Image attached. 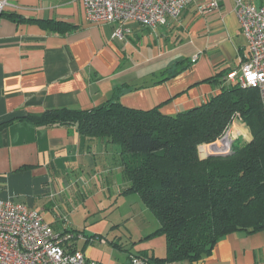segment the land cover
Returning a JSON list of instances; mask_svg holds the SVG:
<instances>
[{
	"label": "crops",
	"instance_id": "obj_1",
	"mask_svg": "<svg viewBox=\"0 0 264 264\" xmlns=\"http://www.w3.org/2000/svg\"><path fill=\"white\" fill-rule=\"evenodd\" d=\"M9 1L5 12L24 21L0 17V127L14 121L0 128V200L37 211L58 233L81 234L71 251L99 264H130L128 249L163 258L164 237L143 241L158 222L139 219L149 209L138 195L124 194L129 183L119 148L89 142L73 127L39 128L19 119L53 109L92 110L115 96L127 108L161 106L169 116L205 104L231 85L225 78L219 79L224 84L205 81L239 69L249 56L235 13L240 0H217L219 9L205 15L197 7L211 0H197L155 29L129 22L124 40L113 38L118 25L88 22L80 0ZM29 20L76 29L53 33ZM133 35L140 46L129 52L125 41ZM243 125L235 126V142L245 144L252 135ZM158 264H264V230L230 234L199 262Z\"/></svg>",
	"mask_w": 264,
	"mask_h": 264
},
{
	"label": "trees",
	"instance_id": "obj_2",
	"mask_svg": "<svg viewBox=\"0 0 264 264\" xmlns=\"http://www.w3.org/2000/svg\"><path fill=\"white\" fill-rule=\"evenodd\" d=\"M0 17L24 21L15 13L2 12ZM29 21L53 33L76 29L62 21ZM228 73L205 82L224 84L219 79ZM118 99L115 96L92 110L53 109L19 120L39 128L73 127L89 142L119 148L122 175L129 183L124 194L138 195L159 223L143 241L166 239L163 258L133 255L128 249L131 257L147 264L195 263L209 257L230 234L264 230V111L258 90L227 85L205 104L173 116L163 114L161 106L136 110ZM237 116L252 140L225 157L201 158L199 147L221 140Z\"/></svg>",
	"mask_w": 264,
	"mask_h": 264
},
{
	"label": "built area",
	"instance_id": "obj_3",
	"mask_svg": "<svg viewBox=\"0 0 264 264\" xmlns=\"http://www.w3.org/2000/svg\"><path fill=\"white\" fill-rule=\"evenodd\" d=\"M86 18L91 24L118 25L113 38L124 40L130 33L125 28L134 22L147 29L166 25L180 18L184 10L197 0H80ZM11 6L9 0H0V14ZM220 7L217 0L198 5L201 15L212 13ZM242 33L248 43V58L239 69L227 74L226 82L243 89H256L260 93L264 111V5L257 7L238 1L235 8ZM198 58L192 62L195 63ZM236 117L229 132L210 145L199 147L201 158L215 154L229 155L238 137L233 128L242 121ZM82 236L75 232H56L44 218L25 205L0 200V264H99L84 253L71 251V245ZM130 264H147L139 258H131Z\"/></svg>",
	"mask_w": 264,
	"mask_h": 264
},
{
	"label": "rangeland",
	"instance_id": "obj_4",
	"mask_svg": "<svg viewBox=\"0 0 264 264\" xmlns=\"http://www.w3.org/2000/svg\"><path fill=\"white\" fill-rule=\"evenodd\" d=\"M132 24H137V23H132ZM141 26V25H140ZM140 41V40H139ZM138 40H137V38L133 35V36H129L128 38H127V40L125 41L126 43H128V50H129V52L130 51H133V52H136V50L138 49V47L140 46V44L138 43L139 42ZM144 44V43H143ZM142 44V45H143ZM144 46V45H143ZM145 51H146V49H144ZM128 52V53H129ZM135 56H138V54H135L133 57L134 58H132V59H136L137 57H135ZM129 57H130V55H129ZM141 60V59H140ZM246 125L244 122H243V119H242V121L241 122H239L238 123V125L239 126H242V125ZM243 125V126H244ZM235 129L236 128H233L231 131L234 133L235 132ZM227 132L226 133H228L229 132V130L227 129L226 130ZM244 146V143L242 142V141H238V142H234V148L235 149H240V148H242ZM129 203H131V202H129ZM135 211V209H134V207H133V212ZM148 214H149V216H151V218L152 219H149V216L148 215H145V216H140L139 217V219H141V220H144V222H147L146 221V219H148V221L149 222H147V224L149 225V224H151V222H158L157 221V218L155 217V215H154V213L153 212H151L150 210L148 211ZM138 217V216H137ZM142 222V221H141ZM131 227V226H130ZM157 227H159V225H158V223H157ZM156 228H154L153 229V231L155 230Z\"/></svg>",
	"mask_w": 264,
	"mask_h": 264
},
{
	"label": "water",
	"instance_id": "obj_5",
	"mask_svg": "<svg viewBox=\"0 0 264 264\" xmlns=\"http://www.w3.org/2000/svg\"><path fill=\"white\" fill-rule=\"evenodd\" d=\"M226 142H228L231 146L234 145L233 140H232V138H231L230 136H228V137L226 138ZM212 156H223V157H225V156H227V155L215 154V155H212Z\"/></svg>",
	"mask_w": 264,
	"mask_h": 264
}]
</instances>
